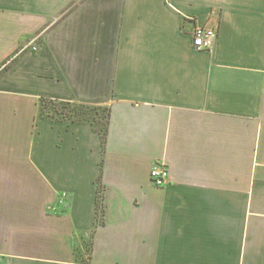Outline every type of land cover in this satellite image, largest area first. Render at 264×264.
Returning <instances> with one entry per match:
<instances>
[{"label": "crops", "instance_id": "obj_1", "mask_svg": "<svg viewBox=\"0 0 264 264\" xmlns=\"http://www.w3.org/2000/svg\"><path fill=\"white\" fill-rule=\"evenodd\" d=\"M43 97L108 107L106 141ZM88 239L89 264H264V0H0V264Z\"/></svg>", "mask_w": 264, "mask_h": 264}, {"label": "trees", "instance_id": "obj_2", "mask_svg": "<svg viewBox=\"0 0 264 264\" xmlns=\"http://www.w3.org/2000/svg\"><path fill=\"white\" fill-rule=\"evenodd\" d=\"M42 101V113L43 115L50 117L55 120L60 119H73L74 121L78 122H90L91 124H94L90 120L89 111H93L96 109L102 108V106H92L84 103H78V102H72V101H65V100H58L54 98L49 97H43L41 99ZM107 110V122L105 129H98L102 135L103 141H106V135H107V125L109 121V115L110 110L108 107H104ZM84 115V116H83ZM101 185V184H100ZM99 185V195L97 198L98 202V208L101 210V186ZM99 223V220H98ZM91 257V254L89 255Z\"/></svg>", "mask_w": 264, "mask_h": 264}, {"label": "built area", "instance_id": "obj_3", "mask_svg": "<svg viewBox=\"0 0 264 264\" xmlns=\"http://www.w3.org/2000/svg\"><path fill=\"white\" fill-rule=\"evenodd\" d=\"M218 31L219 27L217 25L197 24L192 32L194 48L197 50H212ZM151 180L156 186H164L169 183L171 181L169 167L163 162H158L151 170Z\"/></svg>", "mask_w": 264, "mask_h": 264}, {"label": "rangeland", "instance_id": "obj_4", "mask_svg": "<svg viewBox=\"0 0 264 264\" xmlns=\"http://www.w3.org/2000/svg\"><path fill=\"white\" fill-rule=\"evenodd\" d=\"M221 15V13H220ZM90 115V120L97 126L98 129H105L106 127V122H107V110L106 108L102 107L100 109H96L93 111H89ZM84 116V115H83ZM101 207V206H100ZM100 208H98L99 210ZM83 252L82 254H79L78 256V262L76 264H84V263H89L90 260V252H91V242L90 239L86 241L85 246L83 247Z\"/></svg>", "mask_w": 264, "mask_h": 264}]
</instances>
